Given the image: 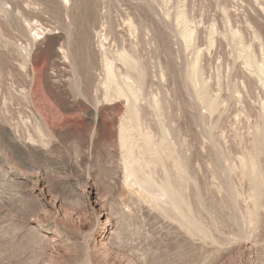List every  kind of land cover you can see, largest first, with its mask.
Here are the masks:
<instances>
[{
    "label": "rangeland",
    "instance_id": "rangeland-1",
    "mask_svg": "<svg viewBox=\"0 0 264 264\" xmlns=\"http://www.w3.org/2000/svg\"><path fill=\"white\" fill-rule=\"evenodd\" d=\"M0 264H264V0H0Z\"/></svg>",
    "mask_w": 264,
    "mask_h": 264
}]
</instances>
